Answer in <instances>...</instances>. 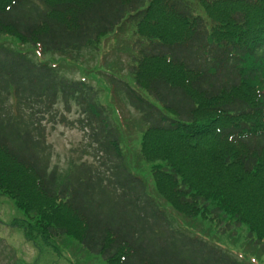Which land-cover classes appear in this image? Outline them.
Wrapping results in <instances>:
<instances>
[{"label": "trees", "instance_id": "1", "mask_svg": "<svg viewBox=\"0 0 264 264\" xmlns=\"http://www.w3.org/2000/svg\"><path fill=\"white\" fill-rule=\"evenodd\" d=\"M126 26L127 72L103 56L85 68ZM0 34L20 46L0 41V191L31 247L104 264H264V0H0ZM57 123L84 137L65 174L49 165Z\"/></svg>", "mask_w": 264, "mask_h": 264}, {"label": "rangeland", "instance_id": "2", "mask_svg": "<svg viewBox=\"0 0 264 264\" xmlns=\"http://www.w3.org/2000/svg\"><path fill=\"white\" fill-rule=\"evenodd\" d=\"M132 27L126 26L123 30L119 31L115 35H111L109 38L103 40L101 42V46L99 48V52L96 53L97 50H87L84 56L81 58V62H83L85 68L92 67L96 63V57L104 56L102 58V62L105 65H109V67L117 69L116 67L121 69V72L125 74L127 72L128 64L131 60V54L133 50L131 46L133 45L134 36L132 35ZM5 36V37H4ZM8 36V37H7ZM8 41L11 45L20 48L18 41L16 38H12L9 35L0 34V41ZM25 48H29V46H25ZM23 49V48H21ZM31 55L37 61H45L50 60L49 55H40L37 53V49L31 47L29 49ZM54 61V60H51ZM61 65H64L61 72L64 75L79 78V77H87V79L92 83H99L103 88V100L106 101L109 99V85L103 83L102 80L95 78L93 80L90 76L84 74L83 66L78 64V68L73 67L71 69L65 70V61ZM93 72V71H92ZM94 76V72L91 73ZM95 77V76H94ZM122 117L131 118L133 116H137V114L128 108H122L121 111ZM133 123L136 125V133L131 135L132 140L129 142L133 148H136L138 145V139L140 133L138 130L141 128L138 126V120L134 121L131 119ZM134 127H131L132 129ZM124 138H130V135L124 134ZM130 138V139H131ZM47 141L51 145V159L49 165L56 166L62 173L68 171L73 163L79 161L78 154L79 149L84 141L83 132L79 129L64 125L62 123L54 124L53 126H47ZM82 160L90 161V157H82ZM148 183L150 180L147 177H143ZM152 185V183H150ZM111 192L106 191V194H110ZM133 194V193H132ZM23 217V213L19 210L13 203L12 199L6 194L0 191V264H104L101 261L100 257H92L88 253L84 252V250L77 251L75 248V254H65V247L62 250L61 254L44 250L43 252H37L35 248L31 247L29 242L23 236V232L20 227L13 226L11 227V223L14 219H18ZM241 232L243 233V229L241 228ZM65 238V237H64ZM230 242L238 241L240 236L238 235L237 239L233 238V240L229 237ZM74 242L67 240L66 243L68 246H71L74 252ZM76 244V243H75ZM80 247L77 246V249ZM259 264H262L259 262Z\"/></svg>", "mask_w": 264, "mask_h": 264}]
</instances>
